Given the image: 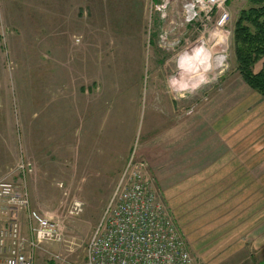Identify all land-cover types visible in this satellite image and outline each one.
I'll return each mask as SVG.
<instances>
[{
	"label": "rangeland",
	"instance_id": "rangeland-1",
	"mask_svg": "<svg viewBox=\"0 0 264 264\" xmlns=\"http://www.w3.org/2000/svg\"><path fill=\"white\" fill-rule=\"evenodd\" d=\"M191 1L0 0V70L12 90L14 78L21 71L29 72L32 61L43 59L46 67L50 57L59 68L66 67L63 49L68 43L72 60L78 54L86 65V71L76 77L84 88L93 86L92 95L102 98L104 112L118 98L139 89L140 118L128 158L133 152L135 161L145 163L140 149L149 112L155 113L157 122L169 124L166 113L170 110L166 109L174 111L178 122L204 112L203 120L212 121L216 131L232 141V149L238 150L235 146L240 145L241 137L264 134V98L239 75L232 40L239 12L250 3L226 0L228 16L224 26H219L217 9L207 13L191 9ZM262 63L264 60L254 70ZM14 101L12 95V107ZM13 112L17 115L15 106ZM12 132L8 148L13 161L0 170V178L25 186L31 208L52 218L58 228L57 239L39 243L34 264H83L85 243L97 223L96 207H85L81 201V211L71 214L72 201L78 198L68 176L63 175L68 170L66 161L30 156L29 143L24 142L26 132L18 120ZM21 162L30 163L31 171L22 174ZM145 176L177 224L146 163ZM223 187L220 177L214 190L200 196L208 200L201 216L197 214L202 208L178 206L177 226L181 234L182 229L186 232L184 238L195 264H264V222L254 212V192H246L252 201L241 208L246 214H239L236 207L231 215L223 206L212 204L242 198L244 192L224 191ZM1 211L0 207V228L4 226ZM21 228L27 236L23 221Z\"/></svg>",
	"mask_w": 264,
	"mask_h": 264
},
{
	"label": "crops",
	"instance_id": "crops-1",
	"mask_svg": "<svg viewBox=\"0 0 264 264\" xmlns=\"http://www.w3.org/2000/svg\"><path fill=\"white\" fill-rule=\"evenodd\" d=\"M70 49L68 43L63 49L66 67L64 64L59 68L49 56L46 67L42 58L32 61L29 72L21 71L14 78L12 90L0 70V170L13 161L8 142L13 140L12 128L18 120L29 138L24 142L29 143L26 149L30 156L66 161L68 170L63 175L68 176L70 187L85 207H96L97 222L135 139L141 94L136 88L119 101L116 99L118 102L104 112L102 98L92 95L93 86L84 88L76 77L86 71V65L78 54L72 60ZM93 69L96 77L97 69ZM168 110L169 124L157 122L155 113L149 112L140 156L154 173L159 192L177 224L178 206L197 211L202 208L198 216L204 213L208 200L200 196L214 190L220 177L224 191L244 193L239 196L242 198H227L212 206H223V211L231 215V209L238 207L239 214L245 215L246 210L241 212V208L252 202L246 192H254V212L264 222V134L241 137L235 150L232 141L217 132L212 121L203 120L204 112L178 122L173 118L174 111ZM54 166L58 170V165ZM22 214L21 225L23 221L27 227L25 213Z\"/></svg>",
	"mask_w": 264,
	"mask_h": 264
},
{
	"label": "built area",
	"instance_id": "built-area-1",
	"mask_svg": "<svg viewBox=\"0 0 264 264\" xmlns=\"http://www.w3.org/2000/svg\"><path fill=\"white\" fill-rule=\"evenodd\" d=\"M226 0H192L191 9L220 14L224 26ZM22 174L31 164L21 162ZM61 185V184H60ZM3 204V206H1ZM0 264H34L42 240L57 239V223L31 208L25 186L0 178ZM82 202L74 199L69 212L78 214ZM25 213L27 231L22 232L19 214ZM83 264H195L186 240L166 206L145 176V163L133 152L121 171L101 215L84 246Z\"/></svg>",
	"mask_w": 264,
	"mask_h": 264
},
{
	"label": "trees",
	"instance_id": "trees-1",
	"mask_svg": "<svg viewBox=\"0 0 264 264\" xmlns=\"http://www.w3.org/2000/svg\"><path fill=\"white\" fill-rule=\"evenodd\" d=\"M250 6L239 12L232 40L236 67L242 80L264 98V0H249Z\"/></svg>",
	"mask_w": 264,
	"mask_h": 264
}]
</instances>
